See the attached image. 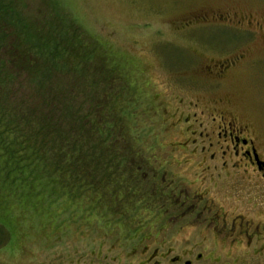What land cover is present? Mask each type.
Segmentation results:
<instances>
[{"label":"rangeland","instance_id":"374dc122","mask_svg":"<svg viewBox=\"0 0 264 264\" xmlns=\"http://www.w3.org/2000/svg\"><path fill=\"white\" fill-rule=\"evenodd\" d=\"M13 1L43 37L53 28L72 40L80 34L85 72L84 63L62 62L47 85L27 86L61 88L60 119L70 115L63 95L88 110L103 104L102 158L120 156L112 165L123 170L114 166L104 181L50 182L36 194L0 181V264H134L145 239L142 253L153 250L164 220L154 217V181H197L199 169L172 149L187 125L209 131L220 110L264 148V0Z\"/></svg>","mask_w":264,"mask_h":264},{"label":"trees","instance_id":"16d2710c","mask_svg":"<svg viewBox=\"0 0 264 264\" xmlns=\"http://www.w3.org/2000/svg\"><path fill=\"white\" fill-rule=\"evenodd\" d=\"M53 30L49 36H41L23 20L13 0H0V181H10V187L16 189L30 185L33 194L42 192L50 182L54 186L56 181H104L105 172L120 164L112 165L120 156L102 158L101 151L108 147L102 134L110 132L103 104L88 110L76 104L72 95H63L70 98L66 100L70 115L60 119L57 92L62 95L61 88L56 91L53 85L43 91V87L29 85V94L25 93L28 82L41 86L47 85V79L51 82L62 62L72 70L83 63L82 70L88 69L80 34L72 40L68 31L55 35ZM44 65L50 67L41 68ZM94 112L98 122L92 119ZM96 138L100 139L97 147L92 146ZM105 160L107 165L102 164ZM120 170L123 167L119 166ZM35 184L44 186L35 188Z\"/></svg>","mask_w":264,"mask_h":264},{"label":"flooded vegetation","instance_id":"af4514ba","mask_svg":"<svg viewBox=\"0 0 264 264\" xmlns=\"http://www.w3.org/2000/svg\"><path fill=\"white\" fill-rule=\"evenodd\" d=\"M218 114L209 131L187 125L188 137L172 148L182 150L180 164L199 169L197 181H154V217L164 220L153 250L142 253L145 239L134 264H264V148L247 126Z\"/></svg>","mask_w":264,"mask_h":264}]
</instances>
